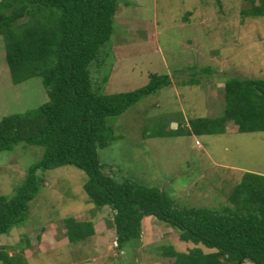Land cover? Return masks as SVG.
Returning <instances> with one entry per match:
<instances>
[{
    "label": "rangeland",
    "instance_id": "obj_1",
    "mask_svg": "<svg viewBox=\"0 0 264 264\" xmlns=\"http://www.w3.org/2000/svg\"><path fill=\"white\" fill-rule=\"evenodd\" d=\"M250 7L245 0H119L115 33L90 67L94 86L103 94L132 92L152 74L169 75L172 85L110 119L118 139L99 151L107 174L159 187L181 207L215 210L232 205L230 195L245 173L264 175V132L241 133L230 123L225 134L162 135L193 118L224 116L228 80L264 79V16H244ZM48 101L42 78L13 82L0 37V121ZM43 153L27 144L0 152V195L14 196ZM44 177L28 220L0 235V249L11 256L24 252L28 264H166L162 247H196L177 229L145 217L141 247L121 251L114 212L89 201L85 171L65 166ZM70 217L93 222L96 235L72 243Z\"/></svg>",
    "mask_w": 264,
    "mask_h": 264
},
{
    "label": "trees",
    "instance_id": "obj_2",
    "mask_svg": "<svg viewBox=\"0 0 264 264\" xmlns=\"http://www.w3.org/2000/svg\"><path fill=\"white\" fill-rule=\"evenodd\" d=\"M245 2L251 7L244 16H264V0ZM118 10L119 0H0V37L13 82L40 77L49 95L40 109L0 121V152L19 144L44 148L15 195H0V235L28 220L46 172L74 166L88 175L84 189L89 201L114 212L119 250L139 249L144 218L154 217L196 245L189 252L162 247L170 259L166 264H264V175L245 173L230 195L232 205L215 210L181 207L159 187L106 173L99 151L118 139L110 119L172 85L169 75L152 74L148 85L132 92L103 94L102 87L94 86L90 67L111 42ZM225 91L224 116L193 118L188 126L162 135L225 134L230 123L241 133L264 132V79L232 78ZM65 222L72 243L96 235L91 221L70 217ZM0 262L28 264L24 252L11 256L6 247L0 249Z\"/></svg>",
    "mask_w": 264,
    "mask_h": 264
}]
</instances>
